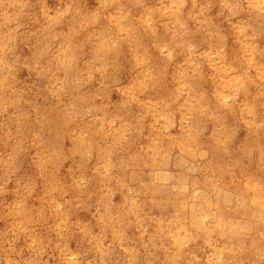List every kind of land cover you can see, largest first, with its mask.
<instances>
[{
	"label": "clouds",
	"instance_id": "obj_1",
	"mask_svg": "<svg viewBox=\"0 0 264 264\" xmlns=\"http://www.w3.org/2000/svg\"><path fill=\"white\" fill-rule=\"evenodd\" d=\"M0 264H264V0H0Z\"/></svg>",
	"mask_w": 264,
	"mask_h": 264
}]
</instances>
